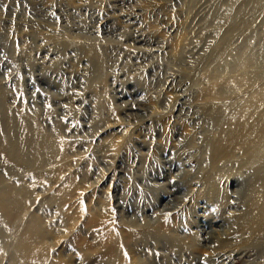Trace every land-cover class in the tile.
Instances as JSON below:
<instances>
[{
	"label": "rangeland",
	"instance_id": "obj_1",
	"mask_svg": "<svg viewBox=\"0 0 264 264\" xmlns=\"http://www.w3.org/2000/svg\"><path fill=\"white\" fill-rule=\"evenodd\" d=\"M263 150L264 0H0V264H264Z\"/></svg>",
	"mask_w": 264,
	"mask_h": 264
},
{
	"label": "bare ground",
	"instance_id": "obj_2",
	"mask_svg": "<svg viewBox=\"0 0 264 264\" xmlns=\"http://www.w3.org/2000/svg\"><path fill=\"white\" fill-rule=\"evenodd\" d=\"M36 6V5H35ZM89 34V33H88ZM85 38V37H84ZM87 39V38H86ZM89 40H87V42H88ZM83 42H85V41H83ZM86 43V42H85ZM251 59V58H250ZM249 61H251V65L252 66H254V65H256V63L255 62H253V60H249ZM221 120V119H220ZM214 121H215V119H214ZM221 122V121H220ZM229 140L230 139H236L235 138V136H231L230 138H228ZM262 139V138H261ZM235 141V140H234ZM261 156L262 155H264V150L262 151V153L260 154ZM263 161H264V158H263V160H261L260 162H257V159H255L254 157H252V160L250 161V163L251 164H253L254 165V167H260V166H264V163H263ZM252 165V166H253ZM241 181H242V179H241ZM241 189V191H238V193H239V195L238 196H240L239 197V199H243V201L242 202H244V204L246 205V209H247V207L250 205V204H252V203H249L248 201H249V196H248V190H247V188L245 187V185H242V182H241V187H240ZM20 204V203H19ZM19 206V205H18ZM17 206V207H18ZM253 205H250V208L252 207ZM14 209H16V208H14ZM7 210H9V209H7ZM6 210V211H7ZM17 210V209H16ZM5 211V212H6ZM15 212V211H14ZM252 208L250 209V211H249V214L251 215L252 213ZM9 213H10V210L9 211H7L6 213H5V217L6 216H8L9 215ZM12 214H13V212H12ZM254 214V213H253ZM261 221V215H258V218L256 219V222H257V224L254 226V228L253 227H251V229H252V231L254 232V233H257L258 234V237H259V239H263L264 238V228L263 227H261L260 226V224H258V222H260ZM249 224V223H248ZM24 239V244H23V246L21 247V250H25V249H30L31 248V244H30V242H29V237H25V238H23ZM260 242V241H259Z\"/></svg>",
	"mask_w": 264,
	"mask_h": 264
}]
</instances>
